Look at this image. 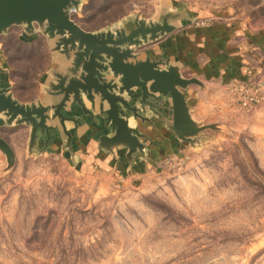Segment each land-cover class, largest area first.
Wrapping results in <instances>:
<instances>
[{
    "label": "rangeland",
    "instance_id": "1",
    "mask_svg": "<svg viewBox=\"0 0 264 264\" xmlns=\"http://www.w3.org/2000/svg\"><path fill=\"white\" fill-rule=\"evenodd\" d=\"M161 1L81 0L70 17L98 31L185 9L187 24L233 17L264 30V0ZM253 46L245 82L264 81V42ZM51 53L39 31L12 25L0 35V74L15 99L36 102ZM197 79L203 86L190 85V114L214 127L192 142L175 136L183 146L173 154L140 153L141 167L128 172L29 152L27 128L0 127L14 151L9 164L0 150V264H264V100L245 109L231 88L244 81Z\"/></svg>",
    "mask_w": 264,
    "mask_h": 264
},
{
    "label": "water",
    "instance_id": "2",
    "mask_svg": "<svg viewBox=\"0 0 264 264\" xmlns=\"http://www.w3.org/2000/svg\"><path fill=\"white\" fill-rule=\"evenodd\" d=\"M80 1L0 0V35L12 25H22L26 35L39 31L46 36L52 52L60 51L71 61L65 72H51L54 81L48 85L47 92L54 99L46 104L40 100L31 104L18 102L8 88L1 86L0 78V127L27 125L30 128L27 148L33 152L38 134L49 136L53 128L48 121L58 119L64 129L63 123L68 117L63 111L67 102L90 113L83 96L92 104L97 96L108 105L104 110L106 124L113 132L111 136H101L100 145L111 152L118 146L126 148L129 162L137 151L146 152L145 144L139 139L142 134L136 125H130L126 111L135 119H145L140 111L146 108L160 115L161 97H168L172 109L169 128L178 139L192 142L191 137L214 127L197 123L186 101L184 91L192 84L202 87L200 80L184 77L179 67L172 64L161 69L164 63L161 58L151 59L136 52L146 43L180 27V21L190 20L184 9L163 12L154 22L127 18L113 29L86 31L70 17V11L77 8ZM3 71L0 67V73ZM137 90L140 96L131 104ZM47 141L48 137L45 144ZM0 150L12 164L14 151L1 136Z\"/></svg>",
    "mask_w": 264,
    "mask_h": 264
},
{
    "label": "crops",
    "instance_id": "3",
    "mask_svg": "<svg viewBox=\"0 0 264 264\" xmlns=\"http://www.w3.org/2000/svg\"><path fill=\"white\" fill-rule=\"evenodd\" d=\"M164 1L170 2L167 0L161 2ZM184 11L188 18L192 17L188 10L184 9ZM190 21H180V27L171 34L151 44V47H140L136 52L141 53L143 57L149 56L151 59L161 52L163 64L167 66L175 63L181 64V72L184 77H187V74L196 76L210 84L219 86L232 81H247L250 75L248 57L254 47V42L259 45L263 44L264 39L261 33H264V30H261L263 32L254 30L253 26L246 21L233 17H218L203 25L187 24ZM51 54L50 70L42 79L41 91L37 99L44 104L49 103L53 98L47 92L48 85L54 81L51 72L63 73L71 65V61L61 55L60 51ZM71 56L73 55L71 54ZM167 66L161 64L160 68L163 69ZM1 86L4 87L3 83ZM194 89L189 86L188 90L184 91L186 99H189ZM139 96L140 92L137 90L130 103H136ZM161 98L163 99L162 107L158 109L160 115L146 108L145 111H140L145 119H135L131 112H125V116L130 120V125H136L142 134L139 139L145 144V152L159 158L163 157V154H173L183 146L175 139L176 135L169 128V124L172 123V109L168 97ZM83 100L90 113L83 112L80 106L67 102L63 111V114L68 117L64 120V129L61 128L58 119H54L53 122L48 121V124H52L53 128L49 131V136L38 134L33 151L59 152L68 155L72 162L86 170L116 166L115 168L120 172H128V170L140 168V152L134 153L133 160L129 162L125 156L126 148L118 146L111 152L100 145L101 136L113 134L110 126L106 124V114L104 113L108 105L97 96L95 104H92L84 96ZM18 102L27 103L20 100ZM16 127L27 128L29 136L30 128L27 125H16ZM67 132L70 134L68 135ZM47 137L48 141L45 144Z\"/></svg>",
    "mask_w": 264,
    "mask_h": 264
},
{
    "label": "built area",
    "instance_id": "4",
    "mask_svg": "<svg viewBox=\"0 0 264 264\" xmlns=\"http://www.w3.org/2000/svg\"><path fill=\"white\" fill-rule=\"evenodd\" d=\"M201 25L205 24L204 20H200ZM236 94L241 106L245 109H251L260 104L264 100V81L256 80L252 82L234 83L231 86Z\"/></svg>",
    "mask_w": 264,
    "mask_h": 264
},
{
    "label": "trees",
    "instance_id": "5",
    "mask_svg": "<svg viewBox=\"0 0 264 264\" xmlns=\"http://www.w3.org/2000/svg\"><path fill=\"white\" fill-rule=\"evenodd\" d=\"M84 30H87V31H91L90 29H86L85 27H83L82 25H80ZM8 39H6V38H4V37H2L1 38V43H2V49H3V51H5V53H6V55H7V57L9 58V56H8V50H7V48H8ZM28 45V44H27Z\"/></svg>",
    "mask_w": 264,
    "mask_h": 264
},
{
    "label": "flooded vegetation",
    "instance_id": "6",
    "mask_svg": "<svg viewBox=\"0 0 264 264\" xmlns=\"http://www.w3.org/2000/svg\"><path fill=\"white\" fill-rule=\"evenodd\" d=\"M2 76H1V74H0V78H1ZM2 79V83H3V78H1ZM4 85V84H3Z\"/></svg>",
    "mask_w": 264,
    "mask_h": 264
}]
</instances>
